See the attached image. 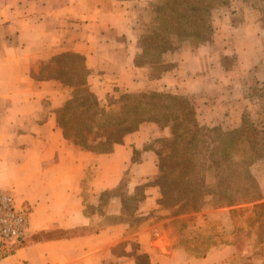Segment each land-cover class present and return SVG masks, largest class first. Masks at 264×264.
<instances>
[{
  "label": "crops",
  "instance_id": "1",
  "mask_svg": "<svg viewBox=\"0 0 264 264\" xmlns=\"http://www.w3.org/2000/svg\"><path fill=\"white\" fill-rule=\"evenodd\" d=\"M128 32L121 12L93 0H0V188L28 211L23 237L0 244V264H226L235 252L228 240L202 255L183 246L184 234L158 203V186L143 184L157 171L156 153L133 159L122 141L109 152L83 149L57 122L71 87L35 76L37 66L76 52L96 95L130 86ZM121 182L124 192L103 202L100 194Z\"/></svg>",
  "mask_w": 264,
  "mask_h": 264
},
{
  "label": "rangeland",
  "instance_id": "2",
  "mask_svg": "<svg viewBox=\"0 0 264 264\" xmlns=\"http://www.w3.org/2000/svg\"><path fill=\"white\" fill-rule=\"evenodd\" d=\"M93 1L123 14L129 26L125 38L134 51L133 82L130 86L111 85L96 95L101 105L114 102L123 92L160 91L182 96L193 106L202 128L201 150L205 156L220 146L217 137L222 142L228 140L231 135L226 131L254 127L258 136L245 131L249 136L240 138L237 148L247 144V137L258 141L263 155L251 163L250 170L262 195L254 202L264 201V0ZM55 73L43 64L34 72L35 76ZM167 136V127L143 121L122 142L132 148L133 159H138L143 151L154 155L149 151L159 150L160 139ZM136 142L141 145L134 147ZM83 185H88L86 179ZM141 185L137 187L138 194ZM124 189L121 182L116 188L103 191L101 199L104 202L109 195L123 193ZM254 202L245 203L234 212L229 207L204 206L179 215L170 209L167 216L184 234L189 252L212 239L232 240L236 250L226 264H264V233L259 236L258 221L252 222ZM132 204L127 200L128 207ZM223 219L227 220L229 231L218 236Z\"/></svg>",
  "mask_w": 264,
  "mask_h": 264
},
{
  "label": "trees",
  "instance_id": "3",
  "mask_svg": "<svg viewBox=\"0 0 264 264\" xmlns=\"http://www.w3.org/2000/svg\"><path fill=\"white\" fill-rule=\"evenodd\" d=\"M43 67L56 72L49 76L71 87L69 97L57 110L56 119L65 137L83 149L109 152L143 121L168 128L169 136L161 138V147L155 150L157 171L152 181L143 183L158 186V203L162 208L173 209L174 215L198 211L204 206L229 207L234 212L245 203L261 199L258 183L250 170L251 163L263 155L258 141L247 137V144L237 148L238 140L249 136L245 131L257 135L254 127L226 131L231 135L228 140L222 142L217 137L220 146L205 156L201 150L202 128L195 119L193 106L184 97L160 91L123 92L114 102L103 106L88 86V70L81 54L61 52ZM69 77L75 80L68 82ZM263 208L264 201L254 202L251 208L252 222L258 221L259 236L264 233V218L260 220ZM217 235L223 233L219 231ZM223 242L209 240L200 249L192 248L191 253L202 255L209 246ZM183 246L188 250L186 240Z\"/></svg>",
  "mask_w": 264,
  "mask_h": 264
},
{
  "label": "built area",
  "instance_id": "4",
  "mask_svg": "<svg viewBox=\"0 0 264 264\" xmlns=\"http://www.w3.org/2000/svg\"><path fill=\"white\" fill-rule=\"evenodd\" d=\"M28 211L0 188V244L10 246L25 234Z\"/></svg>",
  "mask_w": 264,
  "mask_h": 264
}]
</instances>
